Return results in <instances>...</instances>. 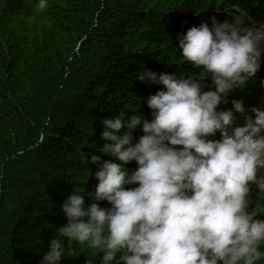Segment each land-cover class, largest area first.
Here are the masks:
<instances>
[{"label":"trees","instance_id":"1","mask_svg":"<svg viewBox=\"0 0 264 264\" xmlns=\"http://www.w3.org/2000/svg\"><path fill=\"white\" fill-rule=\"evenodd\" d=\"M0 264H264V0H0Z\"/></svg>","mask_w":264,"mask_h":264}]
</instances>
